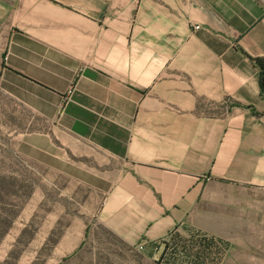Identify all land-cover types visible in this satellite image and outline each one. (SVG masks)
Returning <instances> with one entry per match:
<instances>
[{
	"label": "crops",
	"instance_id": "0c3cea01",
	"mask_svg": "<svg viewBox=\"0 0 264 264\" xmlns=\"http://www.w3.org/2000/svg\"><path fill=\"white\" fill-rule=\"evenodd\" d=\"M262 63L264 0H0V90L157 264H264Z\"/></svg>",
	"mask_w": 264,
	"mask_h": 264
},
{
	"label": "rangeland",
	"instance_id": "374dc122",
	"mask_svg": "<svg viewBox=\"0 0 264 264\" xmlns=\"http://www.w3.org/2000/svg\"><path fill=\"white\" fill-rule=\"evenodd\" d=\"M56 126L0 90V264H157L97 223Z\"/></svg>",
	"mask_w": 264,
	"mask_h": 264
},
{
	"label": "water",
	"instance_id": "95a60500",
	"mask_svg": "<svg viewBox=\"0 0 264 264\" xmlns=\"http://www.w3.org/2000/svg\"><path fill=\"white\" fill-rule=\"evenodd\" d=\"M165 247H166V242L162 241L159 244L158 249H157V251H156V253H155L154 257H153V259L155 261H158L160 259L161 255H162V253H163V251L165 249Z\"/></svg>",
	"mask_w": 264,
	"mask_h": 264
},
{
	"label": "trees",
	"instance_id": "16d2710c",
	"mask_svg": "<svg viewBox=\"0 0 264 264\" xmlns=\"http://www.w3.org/2000/svg\"><path fill=\"white\" fill-rule=\"evenodd\" d=\"M260 87L262 95L264 96V63L261 64V71H260Z\"/></svg>",
	"mask_w": 264,
	"mask_h": 264
},
{
	"label": "built area",
	"instance_id": "2783aa9c",
	"mask_svg": "<svg viewBox=\"0 0 264 264\" xmlns=\"http://www.w3.org/2000/svg\"><path fill=\"white\" fill-rule=\"evenodd\" d=\"M198 27H199V25H195V26H194V28H198ZM73 90H74V85H72V86L70 87V89L68 90V94L70 95V94L73 92ZM142 247H143V245H142V244H139L138 248H139V249H142Z\"/></svg>",
	"mask_w": 264,
	"mask_h": 264
}]
</instances>
